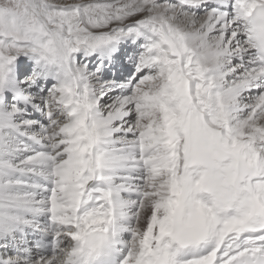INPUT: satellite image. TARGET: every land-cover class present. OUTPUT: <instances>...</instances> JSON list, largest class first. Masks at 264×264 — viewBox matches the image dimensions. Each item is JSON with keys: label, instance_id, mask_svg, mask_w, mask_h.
I'll return each mask as SVG.
<instances>
[{"label": "snow or ice", "instance_id": "6c2138e0", "mask_svg": "<svg viewBox=\"0 0 264 264\" xmlns=\"http://www.w3.org/2000/svg\"><path fill=\"white\" fill-rule=\"evenodd\" d=\"M0 264H264V0H0Z\"/></svg>", "mask_w": 264, "mask_h": 264}]
</instances>
